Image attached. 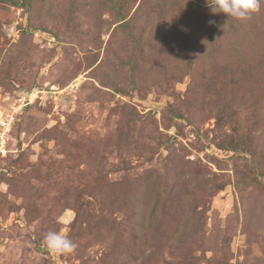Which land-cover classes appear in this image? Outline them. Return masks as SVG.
<instances>
[{
  "label": "rangeland",
  "instance_id": "1",
  "mask_svg": "<svg viewBox=\"0 0 264 264\" xmlns=\"http://www.w3.org/2000/svg\"><path fill=\"white\" fill-rule=\"evenodd\" d=\"M9 111L0 264H264V0H0Z\"/></svg>",
  "mask_w": 264,
  "mask_h": 264
},
{
  "label": "clouds",
  "instance_id": "2",
  "mask_svg": "<svg viewBox=\"0 0 264 264\" xmlns=\"http://www.w3.org/2000/svg\"><path fill=\"white\" fill-rule=\"evenodd\" d=\"M262 0H206V6L213 15L224 13L231 19L246 21L260 10ZM214 24L215 21H209ZM44 244L55 255L68 256L76 251L77 245L64 232L49 231Z\"/></svg>",
  "mask_w": 264,
  "mask_h": 264
},
{
  "label": "built area",
  "instance_id": "3",
  "mask_svg": "<svg viewBox=\"0 0 264 264\" xmlns=\"http://www.w3.org/2000/svg\"><path fill=\"white\" fill-rule=\"evenodd\" d=\"M16 119V111H9L5 117L0 119V127L3 130H10Z\"/></svg>",
  "mask_w": 264,
  "mask_h": 264
}]
</instances>
